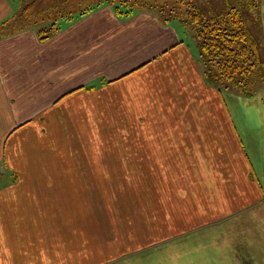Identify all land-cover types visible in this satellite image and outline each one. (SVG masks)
<instances>
[{
    "label": "crops",
    "instance_id": "0c3cea01",
    "mask_svg": "<svg viewBox=\"0 0 264 264\" xmlns=\"http://www.w3.org/2000/svg\"><path fill=\"white\" fill-rule=\"evenodd\" d=\"M141 6L45 41L2 25L0 264H264V85L214 86L183 24Z\"/></svg>",
    "mask_w": 264,
    "mask_h": 264
},
{
    "label": "trees",
    "instance_id": "16d2710c",
    "mask_svg": "<svg viewBox=\"0 0 264 264\" xmlns=\"http://www.w3.org/2000/svg\"><path fill=\"white\" fill-rule=\"evenodd\" d=\"M70 1L30 0L22 6L20 17L27 26L35 27L39 39L45 41L60 30L61 27L57 25L59 20L73 15L69 8ZM82 1L86 0L80 2ZM186 1L183 4L188 7L189 18L181 21L185 27L187 22L194 25L193 37L197 41L209 82L223 89L225 85L226 87H235L250 95L251 86L254 83L252 76L261 66L260 46L249 32L242 11L236 7H227L226 12L208 18L191 0ZM131 5H138V1L121 0L115 4L116 8L121 11L120 14L133 10ZM91 8L93 9V7ZM85 13H81L79 16ZM17 18L18 16L11 18V20L14 19L12 26H15L14 23L19 20ZM168 19L166 18V20ZM6 23L5 20L0 24V30ZM213 64L215 67H212ZM226 81H230V84L225 83Z\"/></svg>",
    "mask_w": 264,
    "mask_h": 264
},
{
    "label": "rangeland",
    "instance_id": "374dc122",
    "mask_svg": "<svg viewBox=\"0 0 264 264\" xmlns=\"http://www.w3.org/2000/svg\"><path fill=\"white\" fill-rule=\"evenodd\" d=\"M28 1H30V0H23L22 6L24 5L25 2H28ZM80 1L81 0H71L70 1L69 8L73 12L72 13L73 15H71V17H69V18H64L63 20H59L58 24H57L59 27H62L64 25L63 22L70 21L71 19H73L74 17H77L81 13L90 11L92 9L91 7H94L95 5L102 3V1H109V2L112 1V3H114V4H118V2H121V0H111V1L110 0H86V1H82V2H80ZM137 1H138V6H139V4L141 6V5H144L147 3V4H152V6H154L156 9H158L157 11H159V10L163 11L164 17L169 18L170 21H172V24H174L176 26H178L182 23L184 26L183 28H185L184 31L186 32L188 39L192 40V41L195 40V38L193 37L194 36V31H193L194 25H192V23L187 22V26L185 27V24L181 21L182 19L188 20V18H189L187 15L188 14L187 13L188 7H187V5L183 4L186 0H182V1L181 0H137ZM191 1L208 18H212V17H215L216 15H219L220 13L226 12L228 10L227 7H229V8L230 7H236L237 9L241 10L243 15H244L245 21L247 23L249 32L257 40L258 45L262 47L263 37L261 34L260 18L258 15V12H259L258 6H259L260 0H191ZM131 8L134 9L136 7L131 5ZM20 12H18L15 15V16H18V18H19V20L17 18L18 21L14 23L15 26H17V27H22V26L26 25V23H24L23 19H21V17H20ZM13 21H14V19L11 20V18L6 19V22H7L6 25L10 26ZM10 28H13V27H10ZM259 54H260V56L262 54L261 58L263 59V57H264L263 47H262V49L259 48ZM260 56H259V58H260ZM212 67H215V65L213 64ZM252 78H253V82H254V83L252 82L253 84L251 86V90L253 89V92H252V94H253L254 89L257 88V86L264 85V65H261L257 69V72L252 76ZM225 83L230 84V81H226ZM224 89L225 90L228 89L230 91L238 90L235 87H231V86L226 87V85L224 86ZM238 91L241 92L240 90H238ZM112 195L113 196L117 195L116 198L118 200H121V199L125 200L127 197L126 193H118V194L103 193L102 194L103 201L107 202L106 205H110L109 199H110V197H112ZM133 195L140 197V194H133ZM104 196L107 197V199Z\"/></svg>",
    "mask_w": 264,
    "mask_h": 264
}]
</instances>
